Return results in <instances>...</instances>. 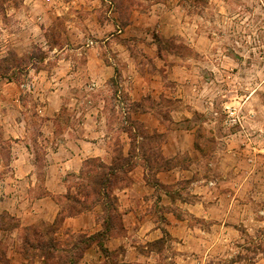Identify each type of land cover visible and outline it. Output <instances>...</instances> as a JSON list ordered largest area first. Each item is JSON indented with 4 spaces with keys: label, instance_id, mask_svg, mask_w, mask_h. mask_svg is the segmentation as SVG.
<instances>
[{
    "label": "clouds",
    "instance_id": "obj_1",
    "mask_svg": "<svg viewBox=\"0 0 264 264\" xmlns=\"http://www.w3.org/2000/svg\"><path fill=\"white\" fill-rule=\"evenodd\" d=\"M0 264H264V0H0Z\"/></svg>",
    "mask_w": 264,
    "mask_h": 264
},
{
    "label": "crops",
    "instance_id": "obj_2",
    "mask_svg": "<svg viewBox=\"0 0 264 264\" xmlns=\"http://www.w3.org/2000/svg\"><path fill=\"white\" fill-rule=\"evenodd\" d=\"M57 83L58 82L55 83V86H53L52 84H50L53 87V89L50 90L49 96L46 99H44V102L46 103L45 107L48 108L49 110L58 108V106L57 107L51 106V103H52V101H54V98H55L54 95L57 93V85H56ZM93 114H95V113H93ZM81 147H82V151H84V152H88L89 150H92L93 149V145L92 144H88V143H83ZM93 154L95 155L97 153L95 151H93ZM76 156H77V154L76 153H73V158H71L69 160H66L64 162L66 168L71 169L73 167V165L78 162L75 159Z\"/></svg>",
    "mask_w": 264,
    "mask_h": 264
},
{
    "label": "rangeland",
    "instance_id": "obj_3",
    "mask_svg": "<svg viewBox=\"0 0 264 264\" xmlns=\"http://www.w3.org/2000/svg\"><path fill=\"white\" fill-rule=\"evenodd\" d=\"M183 22V21H182ZM190 23V22H189ZM205 39H207V38H205ZM91 62V61H90ZM68 68L69 69H71V64H68ZM65 75H66V73H64ZM58 83L56 84L57 85V93L54 95L55 96V98H54V101H52V103H51V106H53V107H57V106H59V103H60V93L58 92V89L60 88V82L59 81H57ZM47 87L49 88V91L50 90H52L53 89V87L49 84V85H47ZM73 87H75V85H73ZM53 96V95H52ZM44 99L45 98H41V105H43V106H45L46 105V103L44 102ZM84 119L87 121V120H90L91 119V117L90 116H88V115H86L85 117H84ZM88 125L87 124H85V129H88ZM53 135H55V133H53ZM13 139H19V137H13ZM172 220H173V222H175V218H171Z\"/></svg>",
    "mask_w": 264,
    "mask_h": 264
}]
</instances>
